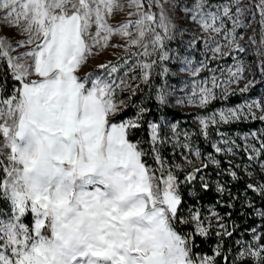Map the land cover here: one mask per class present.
<instances>
[{
	"label": "snow or ice",
	"instance_id": "snow-or-ice-1",
	"mask_svg": "<svg viewBox=\"0 0 264 264\" xmlns=\"http://www.w3.org/2000/svg\"><path fill=\"white\" fill-rule=\"evenodd\" d=\"M181 4L184 18L206 34L210 59L229 56L233 50L246 51L237 29L244 26L246 13L255 17L256 12L241 7V0L220 4L209 0H0V70L13 82L10 92L0 83V264H216L215 256H197L196 239L214 234L219 242L233 231L218 212L209 209L205 214L196 204L186 207L181 185L191 184L197 173L210 163L219 166L220 161L209 154L210 163H205L189 133H183L181 142L173 125V153L183 150L192 166L181 181L176 169L182 165L166 164L161 148L168 141L161 135V125L145 121L147 109L136 106L133 117L124 116L139 89V85L132 87L128 71L138 68V78L148 83L156 63L151 57L159 54V60L169 59L165 42L175 38L171 16ZM254 7L261 27L258 52L264 57V0H256ZM121 14L124 19L111 23ZM225 18L231 28L226 27ZM5 28L23 39L7 36ZM113 37L125 41L127 51L142 49L133 54L142 59L124 76L115 74L127 60L119 66L112 61L100 63L79 75L90 57L108 47H125L110 44ZM219 37L226 43L221 44ZM177 59L184 58L178 55ZM207 59L199 67L186 61L187 70L198 76L208 67ZM245 71L237 60L234 69H228L226 83H239ZM219 87L215 75L210 81L197 82L187 103L207 109ZM126 90L128 99H121ZM246 90L247 85L241 89ZM227 94L224 88L222 95ZM157 98L167 103L166 93ZM244 109L257 118L252 110L264 113V103L252 101L200 115V134L207 137L210 126L243 118ZM258 119L264 121V114ZM142 123L150 130L147 150L131 138ZM249 150L248 159L258 160L264 170V142L259 149L246 145L244 151ZM215 151L234 154L231 147ZM229 176L239 179L235 171ZM199 179L200 189L208 191L209 182L203 175ZM246 188L264 196V182L248 183ZM216 192L222 197L227 194L229 201L235 199L223 184H216ZM258 215L264 218V207ZM251 231L250 242H237L243 248L240 258L264 264V230ZM214 251L221 255L219 243Z\"/></svg>",
	"mask_w": 264,
	"mask_h": 264
},
{
	"label": "rangeland",
	"instance_id": "rangeland-1",
	"mask_svg": "<svg viewBox=\"0 0 264 264\" xmlns=\"http://www.w3.org/2000/svg\"><path fill=\"white\" fill-rule=\"evenodd\" d=\"M212 4H220L226 2V0H209ZM184 5L181 4L179 9L172 13V21L174 24V36L175 38L172 40H168L165 42L164 51L168 53L169 59L161 61L159 60V54H154L151 59L155 60L156 63L160 65H164L163 69L165 72L166 79L164 80L163 85L161 86L159 93L163 92L167 95V103L173 107H176L186 113H192L194 116L192 117L194 124L199 128L197 117L200 115H209L211 113H219L222 110L234 109L238 106H244L246 103H250L252 101H260L264 103V70L261 69V60L264 57L258 52V49L261 47L259 44L260 40V32L261 27L259 24V13L253 7L252 0H241V7L250 8L253 12H256L255 17H253L250 13H246L244 17H242L243 27L238 28L237 32L240 36L243 37L242 40L239 41L240 44L246 49L245 52H239L238 50H233L231 55L224 56L215 60L210 59L212 56L211 52L206 51L205 49V36L199 26L192 21L190 18H184L183 13ZM124 19L123 15H117L111 23L114 25ZM225 23L227 28H231V21H228L225 18ZM256 24L259 25V30L256 29ZM253 29L255 31H253ZM4 32L9 37H15L16 39H23L18 33L9 31L7 28L4 29ZM255 40L256 43H252V40ZM221 44L226 43L223 37L218 38ZM191 42V43H190ZM110 44H125V47H108L106 48L102 54L97 57H90L87 65L83 68V70L79 73V75L83 76L87 72H91L96 68V65L100 63H105L107 61H112L116 65H124V61L127 60V65H124L120 71L115 74L119 76H124L125 71H128V68L136 63L138 58L142 59L138 55H133L134 53L142 52V49L131 48L130 51H127V45L125 41H122L119 37H113L110 41ZM183 57L184 59H177V56ZM235 57V59H233ZM207 59L208 67L206 69H202L198 76H192L191 73L187 70L188 64L186 61H191L192 67H199V62ZM242 61L246 71L244 73V77L239 81V83L227 84L226 80L228 79V69L233 68L236 61ZM140 71L138 68L133 69L132 71H128V78L130 83L133 84L137 79H131L132 77H139ZM215 75L220 83V87L216 88L214 91L216 93L217 98L215 100H225L229 96L234 94L245 93L246 97L236 105H222L214 110L206 111L205 109L197 108L190 103H187L188 97L191 96L192 89L195 87L197 82L200 81H210L211 77ZM247 85L246 91H241V89L245 88ZM208 86V85H206ZM224 88L228 89V94L226 96L222 95V90ZM128 90L124 91L127 92ZM123 92V93H124ZM158 93V94H159ZM122 94V93H121ZM120 94L121 99H124ZM179 101V102H178ZM214 101V100H213ZM254 116L257 118H253L251 113H248L247 109H244L245 115L243 118L239 120H235L232 122L238 121H251L254 119H258V117L264 113H262L259 109H253ZM260 120V119H259ZM167 134L165 135V140L168 141L166 144L169 145L173 149V142L176 137L173 136L171 128L173 123H166ZM216 125H212L208 129L215 127ZM177 128V127H176ZM177 132L180 133L179 139L181 142L184 141L183 133L187 132L190 135L191 141L194 144L195 148L198 146L194 142L193 133L184 128L178 129ZM255 133V136L252 134ZM205 137V136H204ZM224 140L229 141L228 144H224ZM234 142V143H233ZM264 142V131L251 129L249 131L243 132H235L230 135H226L220 132H217L215 137L212 139V153H202L200 148V152L202 153V159L205 163H210L208 159L209 154L215 159L218 160V156H223L227 159L232 160L235 165L241 169L243 174L250 181L257 183L258 179L254 173V168L257 167L261 172L259 167V162L249 160L248 156L251 154V150L249 152H245L244 148L246 145H254L255 148L259 149L261 147V143ZM216 147H222L225 150L231 147L233 149L234 154L227 153L226 151L217 153L215 151ZM173 151V150H172ZM178 154V160L173 161L172 163H178L182 165V169H176V172H181L183 176L187 174L188 171L192 170V166L187 163L184 159L185 153L181 149H176ZM191 158V157H190ZM166 164L169 163L165 161ZM200 160H196V166H199ZM211 166H217L216 164H211ZM201 176L197 173V177ZM216 211L215 209L211 208ZM217 212V211H216ZM207 214V213H206ZM243 251L241 247L238 255L240 256V252ZM206 256V255H199ZM212 257V256H208Z\"/></svg>",
	"mask_w": 264,
	"mask_h": 264
},
{
	"label": "trees",
	"instance_id": "trees-1",
	"mask_svg": "<svg viewBox=\"0 0 264 264\" xmlns=\"http://www.w3.org/2000/svg\"><path fill=\"white\" fill-rule=\"evenodd\" d=\"M255 3L256 0H252L253 7ZM256 26V29L259 30V25L256 24ZM163 67L164 65L158 63L154 64L148 83H142L139 78L134 82L133 88L139 85V89L136 91V94L131 97V101L125 109V118L134 116L137 111L136 106L145 107L147 109L144 113L145 121L161 125L162 136L165 137V134H167V126L165 124L168 122L175 124L178 129L184 128L189 130L193 133L194 142L203 154L213 152L211 141L217 132L230 135L235 132L249 131L251 129L264 131V121L254 119L251 121L218 124L209 130V135L207 137H204L200 134L199 128L193 122L192 117L194 114L186 113L169 104H161L158 100L159 90L166 79ZM0 83H3L4 90L7 92L11 91L13 82L10 77H5L3 75V70H0ZM246 95L245 93H240L229 96L225 100H214L205 110H214L222 105H236L240 103ZM121 96L127 100L129 91L122 93ZM149 133L150 130L147 127V123H142V127L138 131H135L131 138L134 141H139L145 147V150H147L148 145L146 141L149 138ZM172 150L173 149L166 143L161 148L165 161H171L172 163L178 160L177 152L174 154ZM146 159L148 163H152L151 156H148ZM218 161H220L219 166L210 165L199 173V175H203L211 185L208 191H202L200 189L201 181L199 176L191 184H182L181 193L184 197L186 207L196 204L205 214L209 209H215L224 217L229 230L233 231V235L231 237L225 236L223 241L219 242L214 234L208 239L197 238L194 252L197 256H215L216 264H255L251 258H240L238 253L241 249V244L237 242H250L252 240V229L264 230V218L258 215V210L264 207V196L246 188L248 183L257 184L264 182V175L260 174L261 171L255 167L253 171L258 182L254 183L245 177L241 169H239L232 160L223 156H218ZM231 171L237 172L239 177L238 180H232L230 178L229 172ZM177 174L179 179L183 181L185 176H183L181 172H177ZM217 183L225 185L227 192H231L235 199L229 201L227 194L223 197L218 194L216 192ZM226 203H232L234 207L227 208L225 207ZM0 207H2V205H0ZM229 212L231 213L230 218L227 216ZM233 224H235L234 230L232 229ZM185 231H187L186 228ZM258 234L260 233L258 232ZM218 243L220 245L221 255H216L214 251ZM261 243H264V240H262ZM225 257H227V259H225Z\"/></svg>",
	"mask_w": 264,
	"mask_h": 264
}]
</instances>
